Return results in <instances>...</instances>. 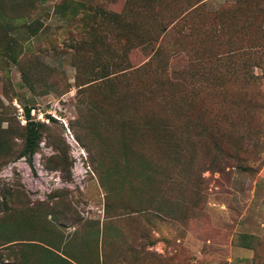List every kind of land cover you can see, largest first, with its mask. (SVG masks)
Listing matches in <instances>:
<instances>
[{"label":"rangeland","instance_id":"obj_1","mask_svg":"<svg viewBox=\"0 0 264 264\" xmlns=\"http://www.w3.org/2000/svg\"><path fill=\"white\" fill-rule=\"evenodd\" d=\"M0 264H264V0H0Z\"/></svg>","mask_w":264,"mask_h":264},{"label":"trees","instance_id":"obj_2","mask_svg":"<svg viewBox=\"0 0 264 264\" xmlns=\"http://www.w3.org/2000/svg\"><path fill=\"white\" fill-rule=\"evenodd\" d=\"M26 116L30 117V110L29 109H27ZM36 145H37V133L34 129H30L29 134H28V138H27V147H26V154L29 157L33 156Z\"/></svg>","mask_w":264,"mask_h":264}]
</instances>
